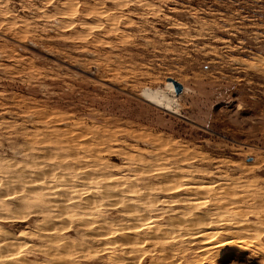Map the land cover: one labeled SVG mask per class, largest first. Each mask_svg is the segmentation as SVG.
<instances>
[{
    "label": "rangeland",
    "instance_id": "rangeland-1",
    "mask_svg": "<svg viewBox=\"0 0 264 264\" xmlns=\"http://www.w3.org/2000/svg\"><path fill=\"white\" fill-rule=\"evenodd\" d=\"M212 210L248 249L192 241ZM261 231L264 0H0V264H264Z\"/></svg>",
    "mask_w": 264,
    "mask_h": 264
},
{
    "label": "bare ground",
    "instance_id": "bare-ground-1",
    "mask_svg": "<svg viewBox=\"0 0 264 264\" xmlns=\"http://www.w3.org/2000/svg\"><path fill=\"white\" fill-rule=\"evenodd\" d=\"M169 84V86L171 87V90H174V87H173V84L172 83H168ZM149 99V98H148ZM151 100V99H150ZM182 172H184L185 173V171H176V173H177V175H180V176H184V177H186V179L185 180H183L179 185H176V186H181L182 184L184 185V184H188V183H192V185L191 186H193V189H192V191H190L189 193H185L184 195H182V197H181V201H182V203H185L186 204V206L187 207H190L191 206V204H192V202H193V200H195L196 198H197V195H196V193L198 192V191H202V190H204V189H207V188H209V187H211V186H214L213 184H210L209 182H206L205 184H203V182L202 181H199L198 179L197 180H195V181H192V178H193V173H190V172H186L187 174H184V173H182ZM116 180V179H115ZM117 181H119V182H121V181H126L125 179H117ZM128 185H129V183H132L131 182V180H128L127 179V182H126ZM172 187H175V186H172L171 185V187H167V188H172ZM166 187H163V189H165ZM167 191H164V193H163V197H165V198H170V200H172V201H176V203H177V197H176V192H178L177 191V189H172V190H170V189H166ZM166 192V193H165ZM182 192V191H181ZM180 193V192H179ZM183 193V192H182ZM181 193V194H182ZM116 195H119V194H116ZM109 196V195H108ZM111 196V195H110ZM144 196H146V197H144ZM112 197H113V195H112ZM111 197V198H112ZM130 197V196H129ZM144 200L145 199V201L146 202H152V201H156V200H158V199H153L152 197H150V196H148V194H146V195H137V196H132V197H130V204L128 205V209L127 210H136L135 208V205H134V202L136 201V200ZM109 200V199H108ZM112 201V200H111ZM162 201H163V199H162ZM180 201V202H181ZM226 201V200H225ZM224 201V202H225ZM221 202V201H220ZM230 202V201H229ZM223 203V202H222ZM214 206V205H213ZM218 206V205H217ZM220 206V205H219ZM218 206V207H219ZM215 208V207H214ZM233 208H235V207H233ZM236 210V209H235ZM235 210L233 211V213H232V216H226V215H224V214H218L219 212H217V211H213L212 210V216H207L206 215V213H203L202 214V216L205 218V220L206 221H204V222H201L200 221V219L196 216L197 214H195V216L193 217L194 218V220H195V223H193V224H198L199 223V221L201 222V223H203V224H207V225H201L200 227H198V229L196 230V231H191V232H189V233H187L188 235H190V237L192 238V241H195V242H197V243H199L200 245V247H201V250L204 252V253H206L207 255H210V254H212V251L214 250L215 251V249H217L218 247H222V246H224L226 243H228L229 241H220V240H218L217 241V239L220 237H223L224 235H229V236H232V240H230L231 242H234V244L236 243L237 245L239 244V245H241V244H244L243 245V248L244 249H248V242L246 241V239H245V237L243 238L242 236H235V234L236 233H239L240 231H238V230H236V229H241L242 230V228H244L245 229V227L247 228V220L246 221H244V219H240L239 217L237 218L236 217V215H235ZM137 211V210H136ZM131 212V211H130ZM152 213V212H151ZM221 213V212H220ZM237 214V213H236ZM239 214V213H238ZM127 215V214H126ZM125 215V216H126ZM129 215V217L131 216L132 217V215H130V214H128ZM127 215V216H128ZM139 215V214H138ZM140 215H142V214H140ZM181 215V214H180ZM183 215V214H182ZM208 215H210V214H208ZM135 216H136V214H135ZM144 216V215H143ZM142 216V217H143ZM240 216V215H239ZM157 217V216H156ZM241 217V216H240ZM133 218V217H132ZM132 218H129L130 220L132 219ZM136 218H138V217H136ZM136 218H133V219H136ZM140 218V217H139ZM100 219V218H99ZM132 219V220H133ZM182 219H184V218H182ZM186 219V218H185ZM127 220H128V218H127ZM20 221V220H19ZM82 221L83 222H86V223H93L94 224V222L95 221H97L96 219H94L93 217H86V218H82ZM82 221H80V222H82ZM99 221V220H98ZM158 221V219L157 218H153L152 217V220L150 221V223H151V225L150 226H153L154 225V223H155V225H154V227L156 226V230H157V232H158V234H159V236L160 235H162L161 237H163V236H165V237H168V238H173V237H175L176 235L178 236V234H177V232H176V228H175V225L177 224V225H181V224H189V222L188 221H179V220H177V219H175V220H172V221H169V222H166V223H158L157 222ZM129 224V223H128ZM127 224V225H128ZM192 224V223H191ZM190 224V225H191ZM250 224V223H249ZM89 225V224H88ZM121 225V224H120ZM122 225H124V224H122ZM133 225V224H132ZM131 224H130V226H126V225H124V226H120L119 228H117V230H118V232H116V231H112L113 233L115 232V235H120V237L119 238H117V240L119 241L120 240V242H122L121 244H124L125 242L127 243V242H133V241H131V239H132V236L133 235H136L142 228V230H144V226L142 227V228H139V227H137V228H135L134 226H136V225H134V226H132ZM50 226H52V225H50ZM139 226V225H138ZM149 226V227H150ZM174 226V227H173ZM186 226V225H185ZM251 227H252V225H250ZM249 226V227H250ZM54 227V226H53ZM90 227H91V225H90ZM94 227L96 228V227H99L100 228V225H95L94 224ZM106 227H108L107 225H106ZM110 227V226H109ZM148 226H147V228H149ZM188 227V226H187ZM197 227V226H196ZM263 227V226H262ZM102 228H103V226H102ZM183 228H185V227H183ZM200 228V229H199ZM253 228V227H252ZM105 229V228H104ZM255 229V228H254ZM101 230V229H100ZM107 230V229H106ZM190 230H191V228H190ZM105 231V230H104ZM177 231H178V229H177ZM186 231H189V229L188 230H186ZM111 232V231H110ZM112 232H111V234H109V235H105V233L107 234V231H105V232H103V229H102V232L101 231H95V234H97V235H100L101 237H100V239H102V240H104V241H106V242H108V240L110 239V238H112L114 235H112ZM143 232V231H142ZM178 232H180V231H178ZM244 232V231H243ZM249 232V231H248ZM260 233V232H259ZM186 234V232H183V235H185ZM259 235H261L262 237H264V231H261V233L259 234ZM122 236V237H121ZM131 236V237H130ZM137 236V235H136ZM176 236V237H177ZM207 236V238L206 239H204V237H206ZM158 236H156V235H153V236H151L150 235V237H147V238H150L151 240H152V242H153V240H155L156 238H157ZM231 238V237H230ZM113 239V238H112ZM112 239H110L109 241H111ZM116 239V238H115ZM114 239V240H115ZM146 239V238H145ZM144 239V240H145ZM162 239V238H161ZM165 239V238H164ZM130 240V241H129ZM176 240V239H175ZM117 241V242H118ZM113 242V241H112ZM109 243H111V242H109ZM120 244V245H121ZM5 246V248H6V250L4 249V252H5V254L8 256V259L9 258H14V259H16V261L18 260V259H20V258H22V257H20V253H18V252H16V254L15 255H12L11 253H8L9 251H8V249H10V247H8L9 245H6V243L4 244ZM12 245V244H11ZM178 246V245H177ZM173 247V246H172ZM66 248V247H65ZM68 248V247H67ZM71 248V247H70ZM122 248V247H121ZM179 248V247H178ZM14 249V248H13ZM125 249V251H129V253L131 252V251H133V250H136L137 249V246L135 245V246H133L132 247V245H123V249L122 250H124ZM180 249V248H179ZM262 249V248H261ZM7 251V252H6ZM181 251V250H180ZM219 252V251H218ZM126 253V252H125ZM128 253V252H127ZM177 253V252H176ZM214 254H215V252H213ZM128 254H126V256H127ZM112 256H114V255H112ZM172 256V255H171ZM131 256L130 255H128L127 256V258H130ZM209 257V256H208ZM211 257H214V256H211ZM126 258V257H125ZM169 258V257H168ZM170 260V259H169ZM156 263H158V262H156ZM119 264V263H118ZM121 264H122V260H121Z\"/></svg>",
    "mask_w": 264,
    "mask_h": 264
},
{
    "label": "water",
    "instance_id": "water-1",
    "mask_svg": "<svg viewBox=\"0 0 264 264\" xmlns=\"http://www.w3.org/2000/svg\"><path fill=\"white\" fill-rule=\"evenodd\" d=\"M181 91V87H180V89H178V92H180Z\"/></svg>",
    "mask_w": 264,
    "mask_h": 264
}]
</instances>
